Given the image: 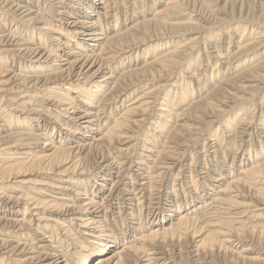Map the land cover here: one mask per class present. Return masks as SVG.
Here are the masks:
<instances>
[{
  "label": "bare ground",
  "instance_id": "bare-ground-1",
  "mask_svg": "<svg viewBox=\"0 0 264 264\" xmlns=\"http://www.w3.org/2000/svg\"><path fill=\"white\" fill-rule=\"evenodd\" d=\"M39 1L0 0V214L13 215L22 211L21 209H23L24 214L22 217L7 216L11 218L0 216V234L7 237L0 238V264H3L5 260H7L6 264H89L93 257L95 258L94 264H167L170 258H166V251L163 250V246L166 245V241L169 239H165L180 238L182 234L188 233L187 231H190L189 227L193 226L190 218L191 212L195 210L194 207H201L199 204L193 205L190 208L191 210L178 213L172 222L169 221L167 223H161L162 221H160L168 218L167 215L159 214V211H157L160 201L164 197L166 201L172 202L169 200L172 194L171 191L165 190V184H161L160 182V185L157 186V183L159 180L164 179L167 172L174 167V156L179 155V149L184 145L178 141L174 142L172 146L167 144L163 146L162 150L154 151L157 153L155 164H152L148 168L139 159L134 158L130 160L131 156L124 155V149L121 147L116 145L112 147L108 146L107 142H110L115 136L122 135L128 126L136 125L139 121L148 122L149 125L152 124L153 120H151V116L136 118V115L143 114L147 108L152 109L155 107L154 100H147L145 95H140L133 101H129V105L125 106L123 111L113 118V124L110 127H106L103 130V125L108 120V116L113 114L111 110L123 95L129 93L130 96L131 93L142 88L144 84L152 82L150 76H146L144 68L148 66L149 68L147 69L151 72V70H157L156 66H158L159 69L170 73L171 69L186 60V54L188 55L192 51V42H194L196 37L188 39L184 44L178 43L173 47H168L164 55L160 57L153 56L155 58L151 62L139 68L129 69L127 72L125 71L115 76L113 73L118 68V64H121V60H123L126 53L135 52L134 60H136V55L140 52L138 47L144 39L135 41V33H140L141 28L146 32V29L150 25L158 24V27L165 25L164 21L159 18V15L168 10L167 7L157 9L151 18L140 14L139 16L141 17L129 26L124 25L125 22L123 21L121 23L125 27L122 28L121 25H117L118 21L113 26L108 27L109 21L105 17V15H108L110 21H112L114 15L117 13L114 10V4L117 9L123 6V3L120 4L116 0H80L87 7L91 8V11L80 6L81 10L79 8V10L76 9L74 4L70 3L71 1L79 4V1L76 0H45L48 1L47 5H42L38 3ZM126 1L123 0L125 3ZM212 1L167 0L165 5L171 4L174 7L176 6L174 3H180L179 5L185 3L186 8L189 4L190 7L188 9L190 11L188 13L192 12L193 16L200 15L199 19L203 20V15L198 13V11L201 7L206 12H211L210 8L213 4L210 2ZM226 1H231L233 6L238 7V9L243 5L253 7L264 6V0ZM155 2L159 3L162 0H156ZM199 4L201 5L197 7ZM41 10L45 14L48 13V16L56 21L58 25L53 27V29L44 26L42 19L37 17L40 13L44 15ZM93 14L95 17L92 16ZM182 14L179 11V15ZM240 14H243L242 11H240ZM245 17L248 18L247 14ZM255 18L254 14H252L249 18L250 21L243 28L244 30L246 27H249L250 32L252 31L251 27H256L257 30L260 28L255 39L248 41L243 38L238 43L234 52L229 55H226L225 52L224 56L221 55V52H217L215 55L217 58H221V56L227 58L226 68L232 69L235 66L234 69L237 72L234 78L241 83V85H237L238 88L231 85L232 88H235V91L240 87L243 92H247L246 90H258L261 83L264 85V82H262L264 80V16L262 17L263 21ZM240 20L233 17L228 19V22L231 25V23H237ZM8 21H11L13 28L7 25ZM35 21H38V23L34 24ZM221 21L225 22L226 20L221 19ZM244 21V19L241 20V22ZM190 26L194 28L199 27L194 23L192 24L190 20L172 27L178 31H173L169 34L162 33V35L160 34L155 38L157 40L169 39L174 36L172 33H181V30H186ZM200 28L203 30L211 29L205 25H200ZM242 35L244 36V33ZM62 37L67 39V42L62 41ZM46 39L49 42L46 43ZM70 43H73V47ZM154 46L156 48L159 45L155 44ZM65 48L68 50H65ZM74 48L79 50L75 51ZM109 52L110 55L106 56ZM147 53L149 52H146L145 56H147ZM246 55L248 57H245ZM256 55L262 56V59L248 68H242V66H246V64L252 61L250 58H255ZM178 58L181 60H178ZM241 58H244L243 62L236 65L237 62H240ZM195 62L198 64L197 58L194 62L188 61V63H185L187 67L191 68L195 65ZM105 69H109V72L103 74ZM168 73H166V76L170 80L171 74ZM8 74L12 75L5 80L1 79V76L5 77ZM192 76H189L190 80L181 79L179 82L175 81L174 84L171 83V79L169 82L160 84L145 92H154L152 93L153 95L156 94V91L157 94L160 90L162 93L165 92L162 97L163 100L159 104L161 106V114L159 115L161 118L153 116L154 123L158 124L153 128V132L158 134V136H166L168 134L171 137V133L175 132L179 126H181L180 130H188L183 125H177V120L187 110L178 108L186 102L190 107L195 105L202 107L203 104L204 112H206V109H209L212 113L208 117L218 116L221 122L227 121L229 118H237L243 114V112H238L239 104L236 102L229 105L227 109L224 106L215 107L212 102L214 96L221 95L225 97L220 83H216L218 78H214L215 80L213 81V78H209L210 85L206 89H209L210 86L211 89L208 92H206V89H201L199 93L201 95V92L205 91V95L208 93L207 97L201 96L202 98L198 102L193 103L192 99L194 97H192L193 93L190 92V89L193 86L192 81H194L195 77ZM229 79H223L220 82H225L230 86V82H226ZM111 84L112 86L105 93ZM170 84L175 87L174 89H176L179 101L178 99L174 100L170 96V93H168L170 87L167 89V86ZM50 95L55 96L50 99L49 97H45ZM83 95L87 96V99L81 100L80 98ZM61 98L69 100V103L64 102ZM74 98L81 100V103L85 106L83 110L79 106L74 107L71 105V103L75 102ZM248 100V97H240L238 101L244 103L248 102ZM216 101L226 105L224 99L218 98ZM137 102V105L131 106V104ZM30 104L46 107L58 117H62L68 125L71 124L72 127L75 126L78 130L67 129L68 127L64 126L63 128L68 130L66 131L67 135L65 132L63 138H55L53 136L55 132L52 131L49 134L47 130L54 129L55 127H59L60 130L62 128L61 125L55 123L53 118L46 120L43 117L44 113L41 109L30 106ZM176 105L178 106L177 109L175 108ZM164 112L167 114L164 115ZM40 117L43 118L41 125H39L40 121H38ZM213 119L216 121V118ZM44 120L49 125L45 124ZM245 120L246 123L243 124L244 126L240 130L241 134H246L248 128H250V131H253L252 127H250L253 123H249L250 119ZM212 122V120L208 121L209 124H212ZM226 125L232 129L234 123L231 122ZM226 125L223 126L226 127ZM14 126L18 129L13 130ZM263 126L257 128L264 129ZM31 128L32 130L29 131ZM63 128L61 130H64ZM83 129L84 131H82ZM90 132H96L97 135ZM73 134H77V137L72 136ZM30 135H34L36 138L46 135V138L41 143V151L33 156L30 153H26L29 154L27 158L20 155L21 153H18L17 149L22 146L32 147L35 142L33 145L32 142H27L28 145H26L27 143L24 145L14 144V142L26 137L29 138ZM78 135H81V138ZM83 137L85 139H82ZM75 138H77V141ZM187 139L190 141V138ZM240 140L241 142L243 141L242 138ZM67 141L68 145L64 147L63 142ZM71 143H76L77 145H70ZM244 143L245 140L242 144ZM145 147L143 149L146 152H153L151 149ZM95 148H100V155L95 157L94 163L90 168L88 167L89 169L82 167V156L80 155L84 152L85 154H91V151ZM65 150L67 151L65 152ZM174 153L175 155L173 156ZM142 155L139 154L138 156ZM158 157L160 160H158ZM73 158L76 159L72 161ZM63 159H65L64 165L68 164L69 166L63 168V170H59L61 167L58 162ZM156 162L159 164H156ZM52 165L56 166L55 174L60 179L65 180V177H67L69 182L77 186H80L81 182H85L86 184L83 185H86L87 189H84V192H80L77 186L74 190H71V188L58 187L53 184L51 187L55 186L54 188H57L62 196L47 200V197L44 196L42 198H34L26 193L24 189L20 188V186L12 184L13 182H18L25 185L24 188H29L31 191L34 190L33 192L35 193L39 192L42 195L51 196L52 194L44 189L39 182L29 185L30 179L18 180V177L19 174L27 175L30 173L31 175V172H42L45 168ZM21 168H25V171H20ZM84 172L88 173V175L90 174L92 178L98 176L101 181L98 183L96 179L89 181V177L84 176ZM240 172L243 174V179H225V182L223 181L224 187L218 186L217 192L221 194L215 198V201L218 200V202L215 204L213 212L219 211L226 214L229 219L225 218L215 223L214 221L210 223L219 230L211 232L212 234L208 238L209 244L212 237H216L219 234L224 237L220 246L227 248V243L239 240L240 238L238 237L244 232L243 227L226 226L227 223L232 221V217L238 220L236 217L246 216L251 212H254L255 216H259L261 213L259 211L264 208V198L261 197L263 196V190L257 189V195H251L243 192L240 189V185H238L241 183V185H244L248 182L259 183V180L264 178V162L247 165ZM180 174H182V170H178L173 182H178L177 184L182 185V182L179 180L184 175ZM221 175L223 174H219L213 181L222 180ZM208 178V175H203L197 179L207 189H210V186L207 185L210 181ZM90 182L97 184L94 190L88 186ZM104 188L108 189V192L104 193L106 197L103 195V198L97 199L99 192ZM7 189H10L14 193L9 194L6 192ZM70 193L74 195L84 194L82 197L83 202L77 205L63 202L59 203L60 205L58 206L57 202L59 199H65L66 195L70 196ZM104 199L107 200L105 201ZM201 199L202 197H199V200ZM173 205L175 208L169 210L177 213L178 205ZM261 205H263V208ZM41 206L42 208L46 207V209L52 212L55 211L58 216H64L63 219L67 217V221L70 224H75L85 238H90L91 241L86 242L88 244L91 243V252H84V244L80 250L76 249L77 247L79 248L78 243L72 241L76 235L70 234L71 226H68L65 222L59 223V218L44 216L43 214H39L36 218L32 216L27 217L28 213L33 216L37 215L38 212L36 213L35 211H39L38 208ZM135 206L142 207L146 212H134ZM257 212L259 213L257 214ZM117 220L123 221V223L121 222L122 226H119L120 228H117L118 226L114 224ZM156 220V225L148 233L141 232L140 236H134L132 244L129 242L130 240L128 241L129 243L125 241L124 233L126 231L130 232L135 226H138L139 222H142V225H151ZM52 222L55 224L59 223L58 229L60 231L57 234L51 233L50 235H45L42 228L45 229V226H49L53 230L55 225ZM253 229L255 230L256 227L254 226ZM258 231L259 233H264V226H261ZM199 232L200 230H195L192 232L193 235H191V238H195L194 249L192 250L195 254L200 249L206 247V239L201 238V233ZM55 235H57V241L68 240L70 238L71 244L72 242L74 243L73 260L70 261L68 260L69 258H65L64 256L67 255L62 254L58 246L54 244ZM157 238H163L161 241L163 244H160L162 246L158 244ZM77 255L80 258H74Z\"/></svg>",
  "mask_w": 264,
  "mask_h": 264
},
{
  "label": "rangeland",
  "instance_id": "rangeland-1",
  "mask_svg": "<svg viewBox=\"0 0 264 264\" xmlns=\"http://www.w3.org/2000/svg\"><path fill=\"white\" fill-rule=\"evenodd\" d=\"M76 1H79V4H76L70 1V3L74 4L76 9H78L80 6V7H83L84 9L91 11V8L87 7L84 4V2H81L80 0H76ZM155 1L156 0H127L125 3L123 2V0H116V2H119L120 4L123 3L122 4L123 6H120L117 9L116 5L114 4V10L117 13L114 15L113 20L110 21L109 16L105 15V17L109 21L108 27L113 26L114 23L118 21L117 25H121L122 28H124L125 26H123L121 23L123 21L125 22L124 25L129 26V25H132L134 22H136V19H139V17H141L139 16L140 14L144 15L147 18H151L157 9H162L164 7L165 8L167 7L168 9V10H165L162 14L160 15L158 14L159 18L164 21L165 25H162L161 27H158L159 26L158 24L150 25L148 29H146L147 30L146 32L143 31V29L141 28L140 33L139 32L135 33V36H136L135 37L136 39L134 38L135 41H137L138 39H144L142 44L138 47V50L140 52L138 51L139 54L137 53L136 58H135L136 60H134L135 52L126 53L125 56L123 57V60H121V64H118V68L113 73L115 76H118L122 72H125V71L127 72V70L129 69H133L137 67L139 68L151 62L155 57H160L164 55L167 52L168 47H173L174 45L178 43L184 44L185 41L193 37H196V39L194 40V42H192L193 43V46L191 47L192 51L190 50L191 52L188 55L186 54V60H184L182 63H180L173 69H171L170 73H168L166 70L159 69L158 66H156L157 70H151V72L150 70L148 71L147 69L149 68L148 66L144 68V72H146L145 73L146 76H150V79L152 80V82H148L147 84H144L142 88H139L134 93H131L130 96H129V93H126L125 95H123L118 100L119 102H117V104L111 110L113 114L112 115L110 114V116H108V120L103 125L104 126L103 130L106 127H110L113 124V121H112L113 118L116 115H118L121 111H123L125 106L129 105L131 101H133L140 95H145L146 99L149 101L154 100L155 107L152 109L147 108L143 114L136 115V118H145V116H149V117L151 116L150 118L151 120H153L152 124L149 125L148 122L139 121L136 125H130L126 128L127 130H124L125 132L122 135L115 136V138H112L110 142H107L108 146L112 147L116 145V146L121 147L122 149H124V155L128 157L131 156L130 160L134 158L139 159L140 161H143L144 164H146V168H148V167H151L152 164H155V157L157 156V153L154 151H160L164 148L163 147L164 145L170 144L169 146H172L174 142L176 143L178 141H180L184 145V146H181L182 148L179 149L180 153L178 156L175 157L174 156L175 153L173 154L174 160H175L174 167L167 172V175H165L166 177L164 179L159 180L157 183V186L160 185V182L161 184H165L164 186L165 190H169L172 193L169 198V200H171L172 202L166 201L164 197V199L160 201L159 208L157 209V211H159V214L167 215L168 218L160 220L162 221L161 223H167L169 221L172 222L175 219V217L178 215V213L186 212L193 205L195 206L196 204H199V206L201 207H199L200 209L198 208V206L194 207L195 210L191 212L192 214L190 213L191 214L190 218L192 220L193 226H190L189 227L190 229L188 228L190 230V231H187L188 233L182 234L180 238H176V239L173 238L172 240L170 238L165 239V240L169 239L168 241H166V245L163 246V250L166 251V258H170L168 259L167 264H176V263L177 264H180V263L181 264H264V235H263L264 233L262 232L259 233L258 231L261 226H264L263 205H261L263 210L259 211L261 212L259 216H255L254 212L253 213L251 212L247 214L246 216L236 217L238 218V220H235L234 217H232V221L226 224V226H234L236 228L243 227L244 232L242 231L243 233H241L240 237H238L240 238L239 240L232 242L233 245L232 243H227L228 244L227 248L220 246L224 237L219 234H217L216 237H212L210 244L208 242V238L212 234L211 232L219 230L215 226H212L213 224L211 225L210 223H212L213 221L215 223L225 218L229 219L228 215L226 214H223L219 211L213 212L215 204L218 202V200L215 201V198L217 196H220L219 194H221L217 192L218 186L224 187L223 181L225 179L227 180H230L231 178L239 179V180L243 179V174L240 171H242L244 167H246L247 165H252L254 163L264 162V136H263L264 129L257 128V127H262L264 125V85H262L261 83L260 88L258 90L257 89L246 90L247 92H243L240 87L238 90L235 91V88H232L231 85H233L234 87L237 86L238 84L241 85V83L234 78L237 71H235L234 69L235 66L232 69L226 68L227 58L222 57L225 55V52H226V55H229L230 53L234 52L237 48L238 43L242 41L241 39L244 38V39H247L248 41H252V39H255V36L258 35V31L260 30V28L257 30L256 27H251L252 29L251 32H250L249 27H246V29L244 30L243 28H245L248 21H250L249 18L252 16V14H254V16L256 17L255 19H259L260 21H263L262 17L264 16V6L253 7L250 5L248 6L243 5L240 9H238V7L233 6L231 1L213 0L212 2H210L213 4L210 8L211 12L208 13L205 11V9L200 7L201 10L199 9L198 13L204 16V17L202 16L203 18L202 20V19H199L200 15L193 16L192 12L190 14L188 13L190 11V9H188L190 7L189 4L185 8V5H184L185 3H182L181 5H179L180 3H174L176 6L173 7L171 4H167V6L165 5L167 0H162V2H159V3H156ZM38 3H41L42 5L43 4L47 5L48 1L40 0ZM214 3H216V5H214ZM200 5L201 4H199L197 7H199ZM79 9L81 10V8ZM179 11H181V13L183 14L179 15ZM240 11H242L243 14H240ZM42 13H44V15L40 13L37 15V17L42 19V24H44V26L50 29H53V27L58 25L56 21L52 20L51 17L48 16V13L45 14L44 11ZM246 14L248 18L245 17ZM92 16L95 17L94 14ZM233 17L239 18L241 20L244 19L245 21L241 22L240 20L237 23H231L230 25L229 24L230 22H228V19H231ZM221 19L226 20V21L222 22ZM190 20L192 24L194 23L198 25L199 27L194 28L193 26H190L186 30H181V33H178V34L172 33L174 34V36H172L169 39L157 40L155 38V37H158L160 34L162 35V33L169 34L170 32L178 31L177 29H174L172 27L176 25H181ZM36 23H38V21L34 22V24ZM7 25L9 27H12L11 21H8ZM200 25L208 26L211 29L203 30L200 28ZM263 29H264V26H263ZM243 33H244V36L242 35ZM61 39L62 41L67 40L63 37ZM47 42H49L48 39H46V43ZM154 43L159 46L155 48ZM71 46L73 47V43L71 44ZM65 50H68V49L65 48ZM74 50L78 51L79 49L74 48ZM146 52H149L147 53V56H145ZM217 52L222 53L221 58H217L215 56ZM109 55H110V52L106 54V56H109ZM245 57H248V55H246ZM196 58L198 60V64L195 62V65H193L191 68L187 67L186 63H188V61L194 62ZM244 58H241L239 60L240 62H237L238 64L236 63V65H239L240 63H242ZM255 58H257L258 60ZM255 58L254 57L250 58L252 61L246 64V66H242V68L245 69V68H248L254 65L256 62L262 59V56L260 57V55H256ZM178 60H181V59L178 58ZM106 72H109V69H105L103 74ZM166 73L171 74L172 80L171 79L170 80L172 84H174L175 81L179 82L181 79L190 80L189 76L191 75H193L192 77H195L194 81H192L193 86L190 89V92L193 93L192 97H194V99H192L193 103L198 102V100H200L202 97H207L206 95H208V93L206 95L205 93L211 89V86L209 87V89H206L210 85L209 83L210 79L213 78L212 79L213 81L215 80L214 78H218V81L216 83L217 84L220 83L221 88L224 90L225 97H222L221 95H215L212 101L215 107L224 106V108L227 109L229 108L228 107L229 105H232L233 103L236 102L239 104L238 112H243V114L239 115V117L237 118L235 117L233 119L229 118V120L221 122L220 121L221 119L218 116L208 117V115L212 113L211 111H209V109H206V112H204L205 110H203V106H204L203 104H202V107H199L198 105L190 107L189 104L186 102L180 108H178L177 105L175 106V108L176 109L177 108L187 109L186 112L183 114L184 116L181 115L179 117V120H177V125H183L184 127L188 128V130L186 131L183 129L180 130L181 126H179L177 127L175 132L171 133V137L168 134L166 136L164 135L158 136V134H155L153 132V128L156 125H158L154 123L155 120L153 116L154 117L158 116V118L160 117L159 115L161 114V111H160L161 106L159 104L163 100L162 97L164 96L163 94H165V92L162 93L160 92L161 91L160 90L157 94V91H156L155 95L152 94L154 92L152 93H145V92L150 91V89L155 88L159 86L160 84H163V83L165 84L166 82H169L170 80L167 79ZM10 75L12 74H8L5 77L1 76V79L5 80ZM228 78L230 79L226 82L227 83L230 82L229 83L230 86L226 84L225 82H220L221 80L228 79ZM123 79L125 78L123 77ZM262 82H264V80ZM110 86H112V84L108 86L105 93L108 92V90L110 89ZM168 88H169L168 93H170V96L173 97L174 100L178 99L179 101V98L177 97L176 89H174L175 87L171 86L170 84L167 86V89ZM201 89L203 90L206 89V92L205 91L203 93L201 92V95H199ZM54 96L55 95H50V96H45V97H49L50 99L51 97H54ZM240 97H248L249 100L248 102L242 103L238 101ZM218 98L224 99V101H226V105H224V103L220 104V102L216 101ZM80 99L81 100L87 99V96L83 95L81 96ZM54 100H57V99H54ZM74 100L75 102L71 103V105H73L74 107L79 106L82 110L85 108V106H83V103H81V100H79L78 98H74ZM63 101L69 103V100L65 98L63 99ZM137 104L138 102L135 104H131V106L137 105ZM30 106H35L36 108L41 109V111L44 113L43 117L46 120L53 118V121L57 123L58 125H61L62 128L65 126V127H68L67 129L71 128L74 130H78L76 129L75 126L72 127L71 124L68 125V123L65 120H63L62 117H58L55 113H53V111L47 109L46 107H39L38 104H30ZM165 114L167 113L164 112V115ZM213 118H216V121H214ZM245 119H250L249 123H253V125H250L253 131H250V128H248V130L246 131V134L245 133L241 134L240 130H241V127L244 126L243 124L246 123ZM210 120L213 121L212 124L208 123V121ZM38 121H40L39 125H41L43 123V118L40 117ZM231 122L234 123V126L232 127V129H230L226 125ZM45 124H48V122H45ZM223 125H226V127H224ZM13 128H14L13 130L18 129L16 126H14ZM61 129L59 130V127L58 128L55 127L54 129H48L47 131L49 134L52 133V131L55 132L53 135L55 138H63L64 137L63 135L68 130H65V128H63L64 130H61ZM31 130L32 128L29 131ZM82 131H84V129ZM34 132H37V131H34ZM83 133H89V132H83ZM95 133L96 132L91 133V134H95ZM66 135H67V132H66ZM76 135L77 134H73L72 136L75 137ZM42 136L43 137L36 138L34 137V135H30L29 138L27 137L25 138L26 140L24 138L23 139L20 138L21 140H18V141L14 140L15 141L14 144H19V145H24L27 142L28 143L32 142V145H33L35 142V144L32 147L31 146L19 147L17 149L18 153H21L20 155L27 157V158L29 157V154H26V153H30L31 156L39 153L42 149L41 143L46 138V135H42ZM78 137L81 138V135H78ZM187 138H190L189 139L190 141H188ZM241 138L243 139V141L245 140L244 144H242L243 141L241 142L240 140ZM75 139L77 141V138ZM82 139H85V137H83ZM183 139H187V140H183ZM80 142H83V141H80ZM28 143L26 145H28ZM67 143L68 141L63 142V146L67 147L68 145ZM76 143H71L70 145H77ZM144 147L151 149V151L153 152H146L143 149ZM66 151L67 150H65V152ZM92 151H91V154H88V153L85 154L84 152L80 155L82 156L81 158L82 167L86 169H89L90 166L93 165L95 157H98L100 155L99 152H101L100 148H95ZM96 153H99V154H96ZM139 154L141 155L143 154V155L138 156ZM75 159L76 158H73L72 161ZM64 160L65 159L58 162L61 167L59 170L61 169L63 170V168H66L67 166H69L68 164L64 165L65 164ZM158 160H160L159 157H158ZM156 164H159V163L156 162ZM24 169L25 168H21L20 171ZM55 170H56V166L52 165L50 167L45 168L43 170L44 172L43 171L42 172H31V175L30 173L27 175L19 174V177H18V180L30 179V182H28L29 185H33V183L39 182L44 189H46L50 194H52L51 196L42 195L39 192L35 193L33 192L34 190L31 191V189L29 188H24L25 185L18 183V182H13L12 184H15L16 186H20V188L24 189L26 193L33 196L34 198H42L44 196V197H47V200H50L53 197L62 196L61 192L57 190V188H54L55 186H58V187L63 186V187L71 188V190H74L76 188L77 185L69 182L67 177H65V180L60 179L59 176L55 174L56 173ZM178 170H182V174L180 175L182 176L184 175L181 178V180H179L180 182H182V185L177 184L178 182L177 183L173 182L174 177L176 173L178 172ZM219 174H223L221 175L222 180L213 181V179H216V177H218ZM203 175L204 176L208 175L209 177L208 179H210V181L208 182L209 184L207 185L210 186L209 187L210 189H207L204 186V184L201 183V181L198 182V179ZM84 176L89 177V181H93L95 179L97 180V183L101 181V179L98 176H94V178H92L90 174L88 175V173H85ZM192 177H195V178H192ZM211 177H212V180H211ZM81 183L82 184L77 187L80 189V192H84L83 190L87 188H86V185H83V184H86V183L85 182H81ZM92 183L93 182L88 183V186L90 187V189L94 190L97 184H92ZM53 184L55 186L51 187V185ZM241 184H238L240 185V189L243 192L249 193L251 195L252 194L257 195L256 193L257 189L263 190V193H262L263 196L261 197L264 198V178L260 179L259 183L258 182L257 183L248 182V183H245L244 185H241ZM6 192H8L9 194L14 193V192H11L10 189L9 190L7 189ZM105 192H108L107 188H104L102 189L101 192H99L98 194L99 196H97V199L103 198V195L104 197H106V195L104 194ZM83 195L84 194L74 195L73 193H70V196L66 195L67 197L65 199L63 198L59 199V201L57 202L58 206L60 205L59 203H63V202H67V204H75V205L81 204L83 202L82 200ZM229 195H232V194H229ZM199 197H202V199L199 200ZM104 200L106 201L107 199H104ZM173 204L178 205L177 213H175L172 210H169V209L175 208ZM38 209L39 211L38 210L35 211L36 213L38 212L37 215L33 216L30 213H28L27 217L32 216L36 218L39 214H43L44 216L59 218L60 219L59 223L65 222V224H67L68 226H71L70 234L76 235V237H73V240H72L75 243H78L79 248L77 247L76 249L80 250L81 246L84 244L83 246V248L85 249L84 252H91L90 249L92 245L91 243L88 244L86 242V241H91L90 238H85V236L79 232L75 224H70V222L67 221L68 220L67 217L63 219L64 216H58L55 211L52 212L51 210L46 209V207L42 208L41 206ZM21 210L22 211L16 214H13V215L0 214V216L22 217L24 214H23V209ZM134 212L145 213L146 210H144L142 207L139 208L135 206ZM259 212H257V214ZM7 218H11V217H7ZM44 222H47V221H44ZM121 222L123 223V221L117 220L114 222V224L118 226L117 228H120L122 226ZM59 223L55 224L52 222V224L55 225L53 230L49 226H45V229L42 228V230L45 232V235L46 234L50 235L51 233L57 234L60 231V229H58ZM156 223H157V220L151 225H145V224L142 225L143 223L139 222L138 224L139 228L138 226H135L134 229H132L130 232L126 231L124 233L125 234L124 237L126 238L125 241L128 242L130 240L129 242H131L132 244L134 242L133 240L134 236H140L141 232L148 233L150 229L156 225ZM254 226L256 227L255 230L253 229ZM195 230H200L199 232L201 233L200 237L206 239V247L200 249L197 254H195L192 251L194 249L193 244H194L195 238L194 237L191 238V235H193L192 232ZM3 237L7 238L6 236L0 234V238H3ZM69 239L68 240L63 239V240L57 241V235H55L54 244L58 246L62 254L67 255L64 257L65 258L67 257V259L69 258L68 260L71 261L73 260L72 252L74 250V243L72 242L71 244V239L70 240ZM162 240L163 238H157V241H159L158 243L159 245L163 244L161 242ZM235 242L238 244H236ZM224 244H226V242H224ZM74 258H80V256L77 255ZM94 259L95 258L93 257V259L90 260L89 264H94ZM76 260H79V259H76ZM6 263H7V260L3 262V264H6Z\"/></svg>",
  "mask_w": 264,
  "mask_h": 264
}]
</instances>
